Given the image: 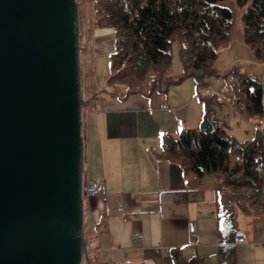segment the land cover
<instances>
[{
  "label": "crops",
  "instance_id": "1",
  "mask_svg": "<svg viewBox=\"0 0 264 264\" xmlns=\"http://www.w3.org/2000/svg\"><path fill=\"white\" fill-rule=\"evenodd\" d=\"M93 2L86 9L81 0L84 26L87 16L93 23ZM235 14L230 38L212 61L214 74L203 79L201 91L208 93L198 95L189 76L178 79L182 68L174 39L168 83L141 92L112 90L106 83L86 99L82 179L102 182L107 193L106 203L89 197L82 206L84 230L86 223L100 254L93 264H175L173 257L179 264H264V211L238 206L213 173L194 179L160 152L163 137L198 127L200 96L213 101L215 119L237 142L250 140L257 128L264 135V119L239 111L229 76L222 78L235 66L264 83V62L243 42L236 7ZM78 39L80 48L79 31ZM237 229L242 243L229 234Z\"/></svg>",
  "mask_w": 264,
  "mask_h": 264
},
{
  "label": "water",
  "instance_id": "2",
  "mask_svg": "<svg viewBox=\"0 0 264 264\" xmlns=\"http://www.w3.org/2000/svg\"><path fill=\"white\" fill-rule=\"evenodd\" d=\"M76 17L75 0H0V264H93Z\"/></svg>",
  "mask_w": 264,
  "mask_h": 264
},
{
  "label": "trees",
  "instance_id": "3",
  "mask_svg": "<svg viewBox=\"0 0 264 264\" xmlns=\"http://www.w3.org/2000/svg\"><path fill=\"white\" fill-rule=\"evenodd\" d=\"M220 1L223 0H94V25L111 27L115 36L114 49L108 57V86L114 90L113 85L118 82L128 85L127 92H141L143 89L134 86L148 71L155 72L150 88L168 83L169 48L172 39L177 38L182 68L178 79L191 77L200 95L205 86L203 79L214 74L212 61L227 44L233 27L235 13ZM234 5L240 13L243 42L257 62H264V0H234ZM227 75L236 108L248 116L264 119V83L235 66L222 78ZM199 100L203 110L198 127L182 131L174 138L163 137L161 155L178 162L194 179L213 173L220 188L238 206L264 211L262 130L257 128L250 140L237 142L225 134L215 119L213 101L202 96ZM234 231L229 232L231 237ZM173 261L180 263L176 257Z\"/></svg>",
  "mask_w": 264,
  "mask_h": 264
},
{
  "label": "rangeland",
  "instance_id": "4",
  "mask_svg": "<svg viewBox=\"0 0 264 264\" xmlns=\"http://www.w3.org/2000/svg\"><path fill=\"white\" fill-rule=\"evenodd\" d=\"M77 3V28L80 33V48H79V71H80V85L81 87L85 86V71L87 70L88 73V79L90 82L89 86V93L92 95V93L95 91V89L101 88L102 86H105L107 83V78L110 75V65H109V54L114 49V32L111 27H97L90 22L89 16H87L86 24L83 25L84 20V10L83 6L80 5L81 0H75ZM86 4V9L89 8V0H84ZM222 6L230 8L235 13V5L234 0H223L219 2ZM88 10H86V13ZM236 15V14H235ZM238 20V18H237ZM92 25L95 27H91ZM235 16H234V22L233 26H235ZM233 29V27H232ZM231 29V30H232ZM85 35H87L85 37ZM85 38V39H84ZM174 39H172L173 41ZM178 44L177 38H175ZM171 41V42H172ZM171 44V43H170ZM85 45H86V52H85ZM155 72L148 71L143 80H141V84H136L134 88H141V89H152L150 88L151 81L153 79ZM115 89H129L127 84L118 83L115 82L113 85ZM80 87V88H81ZM84 102L86 100L83 98ZM85 104L83 103L82 109H83V118L85 116ZM81 109V110H82ZM234 159V157H231V161ZM83 234L85 237L86 245H87V254H88V261L89 263H96L98 262V259L100 258V254L97 253L98 250L96 249L95 244V237L90 236L91 232L90 229H88V226H86L85 223V230L83 226ZM92 242V246L90 245V242ZM82 264H88L85 263L82 260Z\"/></svg>",
  "mask_w": 264,
  "mask_h": 264
},
{
  "label": "built area",
  "instance_id": "5",
  "mask_svg": "<svg viewBox=\"0 0 264 264\" xmlns=\"http://www.w3.org/2000/svg\"><path fill=\"white\" fill-rule=\"evenodd\" d=\"M79 76H80V71H79ZM79 80H80V78H79ZM89 86H90V82H89L88 73L86 70L85 71V86L81 87V85L79 83L80 97L82 98V100H83V98L85 100L86 99L88 100V98L90 97ZM208 92H209L208 89H203L202 91H200V95H201V93L206 94ZM160 106L165 107L164 104H161ZM81 109H82V106H81ZM80 115H81L80 130H81V136H82L83 119H84L83 118V109L80 111ZM80 193H81V198H82V204L89 197H96L102 204L106 203V201H107V193H106V189H105L104 184L100 181H91V180L84 181L82 179V172H81ZM233 241L235 243H242L244 241V234H243L242 230L237 229L233 232Z\"/></svg>",
  "mask_w": 264,
  "mask_h": 264
},
{
  "label": "bare ground",
  "instance_id": "6",
  "mask_svg": "<svg viewBox=\"0 0 264 264\" xmlns=\"http://www.w3.org/2000/svg\"><path fill=\"white\" fill-rule=\"evenodd\" d=\"M81 111V110H80Z\"/></svg>",
  "mask_w": 264,
  "mask_h": 264
}]
</instances>
